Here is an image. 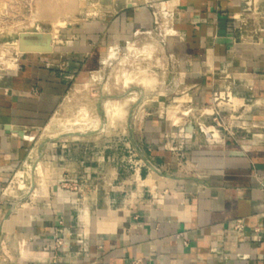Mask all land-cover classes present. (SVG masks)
<instances>
[{
  "label": "crops",
  "instance_id": "1",
  "mask_svg": "<svg viewBox=\"0 0 264 264\" xmlns=\"http://www.w3.org/2000/svg\"><path fill=\"white\" fill-rule=\"evenodd\" d=\"M88 9V23L51 53L26 55L8 92L0 87V264H264V0H91ZM103 53L152 59L182 111L178 123L142 122L160 168L133 199L111 177L83 192L43 187L20 204L7 184L35 133ZM215 109L252 131L205 132ZM173 126L185 145L176 152Z\"/></svg>",
  "mask_w": 264,
  "mask_h": 264
},
{
  "label": "rangeland",
  "instance_id": "2",
  "mask_svg": "<svg viewBox=\"0 0 264 264\" xmlns=\"http://www.w3.org/2000/svg\"><path fill=\"white\" fill-rule=\"evenodd\" d=\"M8 1H2L6 12L2 10L0 16L2 88L8 87L16 71L25 70V57L33 54L25 52L28 47L22 46V41L34 44L30 47L35 50L44 49L46 46L43 48L42 45L50 37L49 47L53 49V43L66 41L64 38L72 35L74 27L88 23L95 16L88 9L91 0H34L31 7L27 0ZM132 42L135 44L136 39ZM139 46H132L130 52H139L142 48ZM102 57H99V63L88 66L84 77L71 80L54 115L47 125L35 133L28 160L14 172L7 184L10 187L7 193L12 194L20 204L30 201L33 194L47 191L42 190L43 187L49 186V192H52L53 186L76 187L83 192L84 187L90 185H105L111 177L115 187H121V180L124 181L123 188L129 189L128 198L133 199L139 183H142V176L144 178L160 168V162L153 159L154 149H150L142 137V122L161 117L163 121L168 119L167 123L172 120L178 123L182 111H178L176 104L170 102L173 97L166 94L162 74L152 59L141 61L139 58H130L127 62H121L114 58L112 62L109 59L107 62V54L103 53ZM123 72L129 73L133 80L135 76L139 78L127 87L123 83ZM7 87L4 92H8ZM107 102L124 104L115 120H110L105 110ZM222 114L226 117L224 126L228 127L231 115L228 112ZM191 115L188 113V117ZM208 118L206 125H214L213 117ZM93 123L97 126L94 129ZM72 127L82 131L69 130ZM178 127H172L174 141L169 145L175 152L180 146L185 149V145L178 142L181 140ZM170 128L167 126L164 129L168 131ZM1 132L6 133L4 129ZM20 133L29 137L25 131ZM222 134L225 131L222 130ZM240 134L249 133L241 131ZM167 143L164 141L160 145L164 147ZM28 169L33 180L27 175L16 178L18 172L25 173Z\"/></svg>",
  "mask_w": 264,
  "mask_h": 264
},
{
  "label": "built area",
  "instance_id": "3",
  "mask_svg": "<svg viewBox=\"0 0 264 264\" xmlns=\"http://www.w3.org/2000/svg\"><path fill=\"white\" fill-rule=\"evenodd\" d=\"M12 0H9L8 2H10ZM29 1L30 5L29 7H31V3L34 1V0H27ZM11 7V6H10ZM0 10L5 13L6 12V7H0ZM5 10V11H4ZM1 11H0V16H1ZM207 115L208 113L205 111L204 112V115ZM224 114H222V111H219V110H213L212 111V117H213V121H214V125H210V126H207L206 124H201V128L207 132V133H210L212 136L214 135L215 136V132L218 134V133H221V137L223 140L226 139V137L228 138H235L237 137L241 131H245L247 133H250L251 129L250 127H248L245 123H237V118L234 117L233 115H231L229 117V125L228 127H225V119L226 117L223 116ZM235 128V129H234ZM222 130L225 131V134L223 135L222 134ZM236 228L237 229H240L241 228V223L238 222L237 225H236ZM57 245L58 246H62L63 245V240L62 239H57ZM133 264H142V261L141 260H136L133 262Z\"/></svg>",
  "mask_w": 264,
  "mask_h": 264
},
{
  "label": "bare ground",
  "instance_id": "4",
  "mask_svg": "<svg viewBox=\"0 0 264 264\" xmlns=\"http://www.w3.org/2000/svg\"><path fill=\"white\" fill-rule=\"evenodd\" d=\"M170 33V32H169ZM125 75L123 76L124 80H123V83L125 84V86H129L130 83L133 81H136V78H139V77H136L135 76V80L132 79V76L129 74V73H125L123 72ZM156 76V75H155ZM141 79V78H140ZM142 81V80H141ZM151 82V81H150ZM153 82V81H152ZM136 83V82H135ZM148 82H146V85H147ZM134 84V83H133ZM138 84V82H137ZM142 84L144 85V83L142 82ZM149 84V83H148ZM152 84V83H151ZM124 86V87H125ZM148 86V85H147ZM130 100V99H129ZM135 100V99H134ZM133 101V100H132ZM232 101V100H231ZM124 106V104H123ZM122 104H116L115 102L112 103V102H107L105 104V110L106 112L108 113V116L110 117V120H115L114 118H116V115H118V110H121V108H123ZM188 113V112H187ZM84 125V124H83ZM85 126V125H84ZM92 128H96L97 126L93 123L92 124ZM66 127V125H65ZM100 127V126H99ZM48 128V127H47ZM46 128V129H47ZM83 129V128H82ZM86 128H84L83 130H85ZM69 130H73L74 132L75 131H82L80 128L79 129H75L74 127H72V129L70 128ZM23 134V133H22ZM215 136H217V133L215 132ZM38 157V156H37ZM27 175V177H29V179L33 180V177L31 175V172H30V169H28L27 171H25V173L23 171H20L18 172L16 178H22L23 176Z\"/></svg>",
  "mask_w": 264,
  "mask_h": 264
},
{
  "label": "water",
  "instance_id": "5",
  "mask_svg": "<svg viewBox=\"0 0 264 264\" xmlns=\"http://www.w3.org/2000/svg\"><path fill=\"white\" fill-rule=\"evenodd\" d=\"M50 42H51V38L50 37H48L47 39H46V41H45V43L42 45L43 46V48L46 46V48H44V49H33V48H31L30 47V45H34V44H25V42L24 41H22L21 42V45L22 46H27L28 48L25 50V52H33V53H48V52H52V48H50L49 47V44H50ZM21 46V47H22ZM48 46V47H47ZM30 48V49H29Z\"/></svg>",
  "mask_w": 264,
  "mask_h": 264
}]
</instances>
